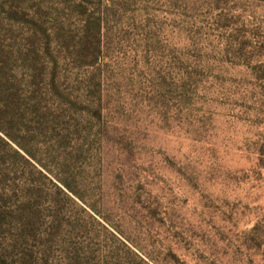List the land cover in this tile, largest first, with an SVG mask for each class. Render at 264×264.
<instances>
[{
  "label": "rangeland",
  "instance_id": "374dc122",
  "mask_svg": "<svg viewBox=\"0 0 264 264\" xmlns=\"http://www.w3.org/2000/svg\"><path fill=\"white\" fill-rule=\"evenodd\" d=\"M0 127V264H264V0H0Z\"/></svg>",
  "mask_w": 264,
  "mask_h": 264
},
{
  "label": "trees",
  "instance_id": "16d2710c",
  "mask_svg": "<svg viewBox=\"0 0 264 264\" xmlns=\"http://www.w3.org/2000/svg\"><path fill=\"white\" fill-rule=\"evenodd\" d=\"M0 131L2 132V127H0ZM3 134L5 135V137L9 140V141H11L12 143H14L24 154H21L19 151H15L16 152V154L19 156V157H21L23 160H25L26 162L28 161H35V163H38L45 171H47L49 174H51L52 175V171H50V169H48V167H46V166H44V165H42V163H40L39 161H37V159H36V157L35 156H33L31 153H30V151H28L27 149H25L14 137H12L11 135H9L8 133H4L3 132ZM0 139H1V141L6 145V146H8V147H10L11 148V145H10V143L6 140V139H4V138H1L0 137ZM26 156H28L29 157V159L28 158H26ZM56 179V178H55ZM63 187H65L67 190H69V191H71V189H70V186L65 182V181H63L62 179H56ZM255 233H257L259 230H258V228H255L254 230H253Z\"/></svg>",
  "mask_w": 264,
  "mask_h": 264
}]
</instances>
